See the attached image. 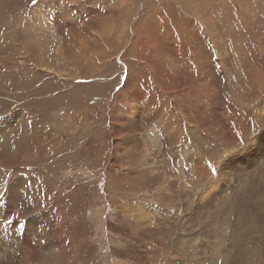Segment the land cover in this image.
<instances>
[{
    "label": "rangeland",
    "instance_id": "obj_1",
    "mask_svg": "<svg viewBox=\"0 0 264 264\" xmlns=\"http://www.w3.org/2000/svg\"><path fill=\"white\" fill-rule=\"evenodd\" d=\"M0 55V263L264 264V0H0Z\"/></svg>",
    "mask_w": 264,
    "mask_h": 264
},
{
    "label": "bare ground",
    "instance_id": "obj_2",
    "mask_svg": "<svg viewBox=\"0 0 264 264\" xmlns=\"http://www.w3.org/2000/svg\"><path fill=\"white\" fill-rule=\"evenodd\" d=\"M153 25H158V21L157 20H154L153 21V23H152ZM152 24H151V26H149V31L150 30H152L153 31V28H152ZM186 25V27L185 28H187V30H189V24L187 25V24H185ZM148 27V26H147ZM184 27V26H183ZM182 28V27H181ZM191 29V28H190ZM191 31H192V29H191ZM190 31V32H191ZM189 31H188V38L189 39H191L192 40V38H193V36H192V34L190 33ZM196 33H198V32H196ZM185 34H186V32H185ZM163 36V35H162ZM161 36V37H162ZM168 36V34H165V36L164 37H167ZM125 37V36H124ZM187 37V36H186ZM153 39H156V40H160L157 36L156 37H153ZM188 40V39H187ZM196 40H197V38H196ZM195 40V41H196ZM104 41V40H103ZM102 41V42H103ZM102 42L98 45V46H101V44H102ZM202 42V41H201ZM112 43H114V42H112ZM188 43V42H187ZM191 44H192V42H190ZM197 43V42H196ZM203 43V42H202ZM65 44V43H64ZM199 44V43H198ZM104 45V44H103ZM190 45V44H189ZM191 46V45H190ZM114 47V46H113ZM101 47H98V51L97 50H95L94 52H93V54H92V56L91 57H98L99 55H102V50L100 49ZM202 49V48H201ZM204 49V48H203ZM70 50H71V48H70ZM193 50V49H192ZM215 50V49H214ZM197 51H200L199 49H195V51L194 52H197ZM202 52H203V50H201ZM99 52V53H98ZM193 52V53H194ZM2 53H4V52H2ZM198 53V52H197ZM71 54V53H70ZM196 54V53H195ZM205 55V54H204ZM1 56V55H0ZM70 56V55H69ZM85 58H86V56H84ZM88 57H90V56H87V58ZM199 59H200V57H199ZM203 59V58H202ZM80 64V63H79ZM83 71H85V74H86V70H83ZM82 71V72H83ZM88 73V72H87ZM15 83V82H14ZM16 84V83H15ZM18 85V84H17ZM35 111V110H34ZM12 122V121H11ZM16 124V123H15ZM4 125V124H3ZM11 125V124H10ZM21 126V125H20ZM17 127V126H16ZM2 128V127H1ZM9 127H8V125H6V127L5 128H2V129H0V130H6V129H8ZM23 128V127H22ZM28 130H29V128L28 127H26ZM10 129V128H9ZM8 129V130H9ZM24 129V128H23ZM11 131V130H10ZM45 133V132H44ZM10 137H11V135H10ZM32 140V139H31ZM12 143V142H11ZM7 145V144H6ZM5 145V146H6ZM18 146L19 147H23V146H28L27 145V140L25 139V141H24V139L22 140V141H20L19 142V144H18ZM24 149V148H23ZM5 150H7V149H5ZM22 150V149H21ZM27 150V149H26ZM8 151V150H7ZM8 153V152H7ZM1 161V160H0ZM7 161V160H6ZM8 161H9V159H8ZM24 161H26V159H24ZM12 162V161H11ZM10 162V163H11ZM8 164V163H7ZM31 180V179H30ZM19 181V180H18ZM18 181H17V183H18ZM23 181V180H22ZM16 183V182H15ZM9 184V183H8ZM21 187V186H20ZM22 187H23V185H22ZM13 189H14V191L16 190V187H13ZM20 189V188H19ZM6 193H8V191L6 192ZM11 194V193H10ZM14 194H16L15 192H14ZM50 194V193H49ZM2 195V194H1ZM17 195V194H16ZM3 196V195H2ZM25 199V198H24ZM52 203V202H51ZM6 204V203H5ZM8 204V203H7ZM6 204V206H8ZM2 205H3V202H2ZM15 205V204H14ZM24 205L26 206V203H24ZM30 205V204H29ZM30 206H32V205H30ZM10 207V206H9ZM29 208H31V207H29ZM52 208V207H51ZM6 209H8L7 207H6ZM28 210V209H27ZM27 210H25V211H27ZM31 210V209H30ZM7 211V210H6ZM38 211V210H37ZM27 213V212H26ZM51 213V212H50ZM16 214L18 215V213L16 212ZM28 214V213H27ZM31 215V214H30ZM44 215V214H43ZM9 216V215H8ZM19 216V215H18ZM39 217V216H38ZM56 217V216H55ZM18 218V217H17ZM34 218V217H33ZM29 219H30V217H29ZM16 221V223H17V221H20V220H15ZM21 222V221H20ZM20 222H18V223H20ZM23 223V222H22ZM62 223V222H61ZM21 224V223H20ZM17 225V224H16ZM22 225V224H21ZM34 225V224H33ZM18 226V225H17ZM23 227V226H22ZM42 227V226H41ZM58 227V226H57ZM26 228V227H25ZM17 229V228H16ZM56 229V228H55ZM38 230V229H37ZM15 232V231H14ZM36 232V231H35ZM12 233V232H11ZM34 233V232H33ZM38 233V232H37ZM18 234V233H17ZM30 235V234H29ZM38 235H41V234H38ZM59 236V235H58ZM62 236V235H61ZM32 237V236H31ZM64 237V236H63ZM26 239V238H25ZM45 239V238H44ZM37 240V239H36ZM35 240V241H36ZM23 242V241H22ZM37 242V241H36ZM21 243V242H20ZM40 243V242H39ZM24 244H25V246L27 247V249L29 250V252H35L36 250H37V246H39V245H37V243H36V245H35V243H34V241L32 242L31 240H28V239H26L25 241H24ZM0 245H2L1 244V241H0ZM23 245V244H22ZM58 245V244H57ZM3 246V245H2ZM6 246V249H7V245H5ZM5 246H4V248H5ZM48 247V246H47ZM64 247V246H63ZM42 249V248H41ZM44 249V248H43ZM63 250V249H62ZM1 251V250H0ZM28 252V253H29ZM3 254V256L5 257L6 255H8L7 254V251H5V253H2ZM2 254L0 255V257L2 256ZM54 255V254H53ZM27 256H29V255H27V253L25 254V253H22V260H21V262H23V263H27V262H29V258L27 257ZM6 258V257H5ZM4 258V259H5ZM20 258V257H19ZM53 260H54V258H53ZM52 260V261H53ZM10 262V261H9ZM12 262V261H11ZM15 263V262H14ZM57 263H58V261H57ZM0 264H5V262H1ZM30 264V263H29Z\"/></svg>",
    "mask_w": 264,
    "mask_h": 264
},
{
    "label": "snow or ice",
    "instance_id": "obj_3",
    "mask_svg": "<svg viewBox=\"0 0 264 264\" xmlns=\"http://www.w3.org/2000/svg\"><path fill=\"white\" fill-rule=\"evenodd\" d=\"M33 3H36V0H33ZM18 222V221H17ZM9 223H11V221H9Z\"/></svg>",
    "mask_w": 264,
    "mask_h": 264
}]
</instances>
